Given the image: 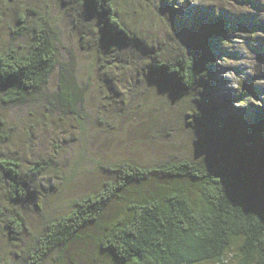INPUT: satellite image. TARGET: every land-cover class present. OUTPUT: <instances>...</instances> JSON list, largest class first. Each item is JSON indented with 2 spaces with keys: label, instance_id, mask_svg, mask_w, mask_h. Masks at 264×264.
<instances>
[{
  "label": "rangeland",
  "instance_id": "1",
  "mask_svg": "<svg viewBox=\"0 0 264 264\" xmlns=\"http://www.w3.org/2000/svg\"><path fill=\"white\" fill-rule=\"evenodd\" d=\"M114 2L132 28L130 44L101 36L88 0H0V44L8 41L10 24L19 14L50 17L61 38L62 58L72 72L66 84L72 82L75 92L73 106L65 109L53 108L47 97L29 105L0 107V133L8 137L0 142V157L21 162L28 193L24 201L14 203L27 221L23 241L14 244L0 224V264H12L20 246L45 220L98 189L107 179L108 163L210 156L217 119L238 120L246 130L258 108H264V30L258 27L264 23V0ZM218 13L229 21V28L221 42L206 50V76L198 89L184 94L151 79L149 63L155 56L180 52L196 20ZM57 80L51 79L49 92L57 88ZM205 105L219 106L214 121L195 119V111ZM252 144L264 149V128L254 134ZM43 159L50 160L47 171L30 175L29 167ZM249 168L264 178V166ZM12 204L0 185V208ZM120 205L114 202L109 212ZM91 235L69 244L63 264H109ZM56 254L47 264L61 262Z\"/></svg>",
  "mask_w": 264,
  "mask_h": 264
},
{
  "label": "trees",
  "instance_id": "2",
  "mask_svg": "<svg viewBox=\"0 0 264 264\" xmlns=\"http://www.w3.org/2000/svg\"><path fill=\"white\" fill-rule=\"evenodd\" d=\"M88 3L104 39L131 43L132 28L114 0ZM167 3L174 5V0ZM202 18L191 26L185 48L152 59L151 79L184 94L198 89L206 76V50L221 42L229 28L223 14ZM258 27L264 30V23ZM10 29L8 41L0 44V107L29 105L42 97L49 98L53 108L72 107L75 92L72 82L66 84L72 72L62 58L61 38L50 17L21 13ZM55 76L57 88L49 92ZM218 108L199 107L194 117L214 121ZM263 128L264 108L259 107L246 130L238 120L217 119L210 156L108 163L103 184L73 199L66 212L45 220L20 246L12 264H47L56 252L55 260L61 261L56 264H63L69 244L90 234L109 264H264V178L249 168L264 166V149L252 144ZM6 138L0 133V142ZM50 165L48 159L38 160L29 167L30 175H42ZM0 185L13 203L0 208V224L18 245L27 221L14 203L24 201L28 193L16 157H0ZM116 201L121 208L109 212Z\"/></svg>",
  "mask_w": 264,
  "mask_h": 264
}]
</instances>
